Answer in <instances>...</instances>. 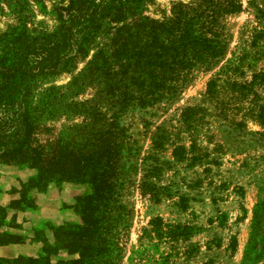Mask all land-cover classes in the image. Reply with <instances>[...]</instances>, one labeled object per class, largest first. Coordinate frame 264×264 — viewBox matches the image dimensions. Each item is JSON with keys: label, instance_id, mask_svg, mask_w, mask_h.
Segmentation results:
<instances>
[{"label": "rangeland", "instance_id": "rangeland-1", "mask_svg": "<svg viewBox=\"0 0 264 264\" xmlns=\"http://www.w3.org/2000/svg\"><path fill=\"white\" fill-rule=\"evenodd\" d=\"M75 2L0 0V85ZM240 2L177 82L153 28L198 0H116L0 96V264H264V0Z\"/></svg>", "mask_w": 264, "mask_h": 264}, {"label": "trees", "instance_id": "trees-1", "mask_svg": "<svg viewBox=\"0 0 264 264\" xmlns=\"http://www.w3.org/2000/svg\"><path fill=\"white\" fill-rule=\"evenodd\" d=\"M115 1L76 0L64 18V25H67L65 33L68 31L69 33L61 35L57 42L50 39L45 40L40 52L35 56L26 54L24 57H20L12 65L9 72L6 73L5 83L0 85V96L3 98L13 95L28 81V78L35 70L40 68L49 70L53 64L62 63L68 55V48L75 43L73 42L74 39H78L77 34L81 32L79 28L82 22L97 18L111 8ZM193 5L195 3L177 8L178 11L172 18V25H158L153 28V41H160L161 43L157 46L160 49L156 53L158 56L157 62L163 65L165 56H169L170 74L176 82V73L179 68L191 69L198 62H206L213 57L221 55L223 50L219 48L217 50L216 47L219 44H214L215 40L211 38L218 36L216 34L217 25L215 24L218 22L219 17L239 12L243 8L240 0H198L194 7ZM75 22L80 23L76 30H74L73 26ZM164 41L168 42L167 51L164 50ZM213 44L216 46H212ZM178 88L177 85H174L170 91L159 90L150 93L148 98L143 95L136 98L144 104H149L167 94L176 93ZM77 173L80 175L81 169ZM98 257H100L99 254H91L92 259H97Z\"/></svg>", "mask_w": 264, "mask_h": 264}]
</instances>
